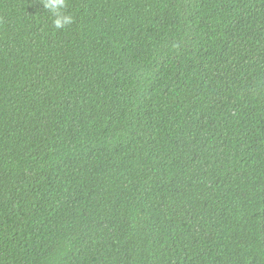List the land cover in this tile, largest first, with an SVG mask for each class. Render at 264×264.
<instances>
[{
	"label": "trees",
	"instance_id": "trees-1",
	"mask_svg": "<svg viewBox=\"0 0 264 264\" xmlns=\"http://www.w3.org/2000/svg\"><path fill=\"white\" fill-rule=\"evenodd\" d=\"M0 0V264H264V0Z\"/></svg>",
	"mask_w": 264,
	"mask_h": 264
},
{
	"label": "clouds",
	"instance_id": "clouds-1",
	"mask_svg": "<svg viewBox=\"0 0 264 264\" xmlns=\"http://www.w3.org/2000/svg\"><path fill=\"white\" fill-rule=\"evenodd\" d=\"M66 6V0H44V7L56 18L53 23L56 29H63L73 23V17L62 14L61 10Z\"/></svg>",
	"mask_w": 264,
	"mask_h": 264
}]
</instances>
